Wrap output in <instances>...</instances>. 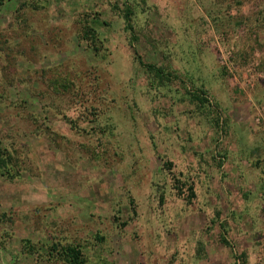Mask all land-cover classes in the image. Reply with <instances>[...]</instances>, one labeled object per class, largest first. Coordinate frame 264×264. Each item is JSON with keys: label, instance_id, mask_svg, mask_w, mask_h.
I'll return each mask as SVG.
<instances>
[{"label": "rangeland", "instance_id": "374dc122", "mask_svg": "<svg viewBox=\"0 0 264 264\" xmlns=\"http://www.w3.org/2000/svg\"><path fill=\"white\" fill-rule=\"evenodd\" d=\"M55 242L264 264V0H4L0 264H67Z\"/></svg>", "mask_w": 264, "mask_h": 264}, {"label": "trees", "instance_id": "16d2710c", "mask_svg": "<svg viewBox=\"0 0 264 264\" xmlns=\"http://www.w3.org/2000/svg\"><path fill=\"white\" fill-rule=\"evenodd\" d=\"M4 3V0H0V5ZM134 11L131 8V6H127L125 12H124V18L126 23V28L130 31H133V22H132V15ZM84 38L90 39L91 43L90 45H93L94 49H99L98 45L102 42L101 35L97 28L87 25L84 29ZM140 64L143 65L149 72L154 74V77L161 83L163 82H170L173 81L175 78L178 77V75L174 74V70H168L164 68L163 66H158L156 64H150L145 63L142 58H139ZM202 93H205V90H201ZM194 96L203 103L207 98L202 96L200 93L194 94ZM189 189L191 190V195H194L193 186H190ZM27 245L31 249V251H34V244L27 241ZM50 255L54 256L55 254H61L62 259L67 264H86L87 259L84 256L82 246L76 243L68 242L66 244H62L60 242L52 243L50 246V249L48 251ZM244 264V263H243Z\"/></svg>", "mask_w": 264, "mask_h": 264}]
</instances>
